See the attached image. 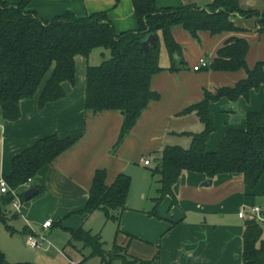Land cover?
<instances>
[{"label":"crops","instance_id":"1","mask_svg":"<svg viewBox=\"0 0 264 264\" xmlns=\"http://www.w3.org/2000/svg\"><path fill=\"white\" fill-rule=\"evenodd\" d=\"M6 1L16 3L20 0ZM212 2L156 0V5L159 8L195 5L208 9ZM239 3L243 8L259 11L264 7V0H239ZM27 9L45 20L66 11L77 17L103 12L117 33L138 29L132 0H29ZM233 20L240 31L210 34L200 30L191 34L181 25L172 26V36L181 49L180 56L173 55L175 70L169 69L173 60L160 38V65L163 70L150 80V89L159 94V99L147 104L115 149L113 145L122 122L120 111L93 112L85 108L86 68L98 65L108 57L107 51L95 49L88 56H75V81L62 83L65 94L60 99L42 107L38 105L48 74L33 97L20 100L18 119L8 121L0 116V178L10 174L13 157L38 139L50 135L77 137L71 147L41 168L31 181L30 187L38 185L40 189L28 200L30 202L22 203L20 190L25 187L9 190L14 196L9 204V215L17 212V218L13 220L23 228L19 232L13 227L16 229L13 234L25 237L35 235L36 228L44 233L53 226L67 232L68 239L69 230L79 227L96 233L95 214L101 211L90 214L81 211L86 205L95 171L104 169L107 184L119 173L131 178L125 210L120 214V231L114 240L124 253L141 260H152L158 255L159 264H241L242 232L246 219L239 217L238 213L243 208L248 209L249 205L259 207L252 206L254 198L250 192L254 191L258 197L264 196V174L259 183L249 189L241 174H219L211 179V185L204 187L201 183L210 178L184 172L173 189L177 203H172V198L166 196L156 207V217L150 212L156 206L154 198L157 197L158 177H152L148 171L149 167L155 166L165 146L188 148L190 134L202 130L197 115L194 112L181 114L184 109L201 101L204 90L214 92L223 86H233L246 77L244 69L215 71L202 67L194 70L200 59L209 65L226 40L241 37L249 42L247 66L264 61V32L258 28L257 16L236 15ZM263 104L264 87L252 90L248 101L241 97L236 102L226 98L210 102L209 119L214 130L206 142V149L216 150L227 130L244 128L245 115L259 111ZM233 115H241V119L231 121ZM144 159L149 160L148 165L143 164ZM136 195L139 202L134 201ZM2 196L0 192V199ZM14 202L18 203V209L14 208ZM0 208L5 209V206L0 205ZM230 214H236L240 222L227 219ZM48 219H52V224L44 229L42 224ZM24 229L31 233L23 232ZM72 248L74 254L71 253L68 260L82 264L86 259L83 260L82 253L75 246ZM88 259L93 264H103L99 257ZM116 260L121 264L119 259Z\"/></svg>","mask_w":264,"mask_h":264},{"label":"trees","instance_id":"2","mask_svg":"<svg viewBox=\"0 0 264 264\" xmlns=\"http://www.w3.org/2000/svg\"><path fill=\"white\" fill-rule=\"evenodd\" d=\"M29 0L13 3L0 0V116L14 121L20 116L19 102L34 96L50 71L38 97L42 107L64 96L63 82L75 81V56H88L95 49L107 51L98 65H88L85 74V108L93 112L118 110L122 115L119 134L113 149L135 125L150 101L159 94L150 89L151 77L163 70L160 65L161 41L173 60L169 69L176 67L173 55H181L179 44L174 40L171 27L181 25L188 32L203 30L210 34L241 29L234 24V16H257L258 28L264 32V7L262 10L243 8L239 0H213L208 9L195 5L177 8H159L156 0H132L138 23L136 31L115 32L105 13L96 12L77 17L66 11L50 20L39 17L27 9ZM149 34L155 35L154 43H148L147 51L141 43ZM249 42L245 38L231 37L217 50L206 69L236 71L244 69L246 77L233 86H223L214 92L204 90L201 101L184 109L181 114L194 112L202 123V130L190 134L188 148L179 145L165 146L155 166L150 168L152 177H158L155 209L151 215L158 217L157 205L166 197L177 203L174 186L184 172H194L214 178L219 174H241L244 184L253 189L264 174V104L259 111L245 115V127L229 129L220 140L216 150L208 151L206 142L214 130L209 119V104L221 98L236 102L239 98L249 100L252 90L264 87V61L252 67L246 63ZM77 141V137L60 138L50 135L13 157L11 172L5 177L10 190L22 187L28 179L34 180L44 166L51 164L62 152ZM104 169H97L92 178L83 214L101 211L106 219H114L120 231V214L125 210L131 178L119 173L107 184ZM33 184V183H32ZM40 189L38 185H35ZM39 191V190H38ZM264 194V190H263ZM10 191L3 194L0 205L13 202ZM9 213V212H8ZM0 208V222L9 232L14 229L8 220L17 218ZM23 232L31 233L24 229ZM68 245L82 242L90 249L89 257H99L103 264L119 259L121 264H159L158 255L152 260H141L123 252L113 244V251L103 248L99 233L79 227L70 229ZM241 264H264V222L246 219L242 232ZM0 264L11 263L0 250Z\"/></svg>","mask_w":264,"mask_h":264},{"label":"rangeland","instance_id":"3","mask_svg":"<svg viewBox=\"0 0 264 264\" xmlns=\"http://www.w3.org/2000/svg\"><path fill=\"white\" fill-rule=\"evenodd\" d=\"M164 49V46H163ZM97 51H102L98 49ZM50 74V71L47 75ZM46 78V76H45ZM44 78V80H45ZM42 84V83H41ZM150 159V158H149ZM148 168V171H150ZM264 177V176H263ZM262 177V178H263ZM261 178V179H262ZM25 188L20 190V193L23 194ZM253 196L254 200H252V206H259L261 210V214L257 215L256 218L259 222H264V196L260 195L259 197L255 194V192H250ZM137 196V195H136ZM135 202H139V197L134 198ZM30 202V201H28ZM22 200V203H28ZM251 207V205H249ZM248 207V209H249ZM10 205H6L5 209L7 213L9 212ZM248 210L247 208H243L238 213L239 217L240 213L244 210ZM9 214V213H8ZM237 214V213H236ZM230 214L226 218L231 219L232 222L236 220V222H240V219L237 215ZM96 215V229L94 232H99L102 241L104 242L103 248L107 252L113 251V244L116 237V231L118 228V223L114 219H106L102 212H97ZM234 219V220H233ZM52 220V219H51ZM9 224L16 228L19 232L22 231L23 228L18 227V221L14 222V220H8ZM35 235H39L40 237H44V244L41 248L37 250H32L27 244V236L23 237L19 234H11L8 228L0 222V250L5 254V257L11 263H18V262H31L34 264H79L76 260L74 262H70L68 260V256H71V253L74 254V250L72 246L68 245V234L64 230L60 229L58 226H53L47 232L41 233L39 229H35ZM73 245L81 252L84 256L89 254L90 249L85 247L82 242H73ZM242 252V251H241ZM82 255V256H83ZM74 257V256H72ZM88 258L83 261L82 264H93ZM76 262V263H75ZM86 262V263H85ZM119 264L118 260L114 259L112 264Z\"/></svg>","mask_w":264,"mask_h":264},{"label":"built area","instance_id":"4","mask_svg":"<svg viewBox=\"0 0 264 264\" xmlns=\"http://www.w3.org/2000/svg\"><path fill=\"white\" fill-rule=\"evenodd\" d=\"M207 66V62L204 59H200L199 63L196 64L193 69L194 70H199L202 67ZM143 164L148 165L149 164V160L148 159H144L143 160ZM30 183H31V179H28L27 182L23 185V187L25 188H29L30 187ZM9 187L8 184L5 180V178L1 177L0 178V192L2 194H5L9 191ZM15 209H18V203L14 202L13 204ZM261 214V210L259 207H251L248 210L244 209L241 213L240 216L244 219H256L257 221H259L256 216ZM52 224L51 219L46 220L45 222H43L42 227L48 228L50 227ZM27 244L31 249H39L43 246L44 244V240L42 237H38L36 235L33 234H28L27 235Z\"/></svg>","mask_w":264,"mask_h":264},{"label":"water","instance_id":"5","mask_svg":"<svg viewBox=\"0 0 264 264\" xmlns=\"http://www.w3.org/2000/svg\"><path fill=\"white\" fill-rule=\"evenodd\" d=\"M190 33H191V34H195L194 31H191ZM155 39H156L155 35H153V34H149V35L147 36V38H146L144 41H142V43H141V48L146 52V51H147L148 43H154ZM240 119H241V115H233V116L231 117V121H234V120H240ZM211 182H212L211 179H207V180H205V181H203V182L201 183V186L207 187V186L211 185ZM37 193H38V189H37V187L31 186V187L27 188V189L23 192V194H22V196H23V200H24V201H28V200H30L32 197H34Z\"/></svg>","mask_w":264,"mask_h":264}]
</instances>
